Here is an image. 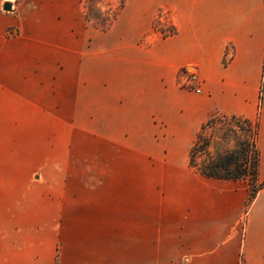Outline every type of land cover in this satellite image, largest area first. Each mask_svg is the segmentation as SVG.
<instances>
[{"label":"crops","instance_id":"1","mask_svg":"<svg viewBox=\"0 0 264 264\" xmlns=\"http://www.w3.org/2000/svg\"><path fill=\"white\" fill-rule=\"evenodd\" d=\"M80 2L0 0V264H264V187L249 201L246 180L189 164L211 114L258 117L264 181V0H124L103 32L118 49L99 97L92 83L89 161L71 163L80 72L19 65L16 48L73 30Z\"/></svg>","mask_w":264,"mask_h":264},{"label":"rangeland","instance_id":"2","mask_svg":"<svg viewBox=\"0 0 264 264\" xmlns=\"http://www.w3.org/2000/svg\"><path fill=\"white\" fill-rule=\"evenodd\" d=\"M72 1V0H71ZM124 5V0H96L91 4L88 0H81L79 12L80 23L71 31L48 30L38 32L40 41L47 42L48 46H24L16 48L17 53L27 58H18L19 65H34L36 62L43 66L60 67L67 70L77 69L80 75L75 76V83H79V88L75 91V122L66 124L73 127V139H66L65 146L73 148L70 155L65 156V162L88 163L90 148V115L92 113V83L97 84V96L101 93L99 88L103 83L104 68L111 69L112 56L115 50L104 40L103 32H106L110 24L115 19L116 12ZM76 11V8H75ZM166 11L158 12L154 22L156 30L168 33L171 31ZM73 25H71L72 27ZM19 31L10 27L5 34L8 38L18 37ZM78 56L79 58H73ZM180 75V74H179ZM72 77V76H70ZM78 78V79H77ZM69 82H72L70 80ZM187 89V88H186ZM192 90V89H188ZM195 91V90H194ZM263 85L260 89L259 104L263 102ZM99 101V100H98ZM233 123H227L222 129H207L206 135L212 138L211 152L214 154H226L231 150H238L239 143H245L249 150H254V128L244 127V131H239L236 137L228 130L235 128ZM238 129V128H237ZM229 134V135H226ZM54 143H50V145ZM54 159L56 157L54 156ZM56 161V160H54ZM50 176L56 172L50 171Z\"/></svg>","mask_w":264,"mask_h":264},{"label":"trees","instance_id":"3","mask_svg":"<svg viewBox=\"0 0 264 264\" xmlns=\"http://www.w3.org/2000/svg\"><path fill=\"white\" fill-rule=\"evenodd\" d=\"M88 2L95 4L96 0H88ZM119 11L116 12V15ZM227 123L235 125V128L228 129L235 137L238 130L244 131L245 126L254 128L253 151L249 150V146L243 142L242 144L239 143L238 150L228 151L224 155L211 152L213 140L211 136L206 135L207 129H222ZM258 130V117L255 120H249L236 115L211 114L198 132L195 143L190 150V166L208 178L246 180L249 185V201H252L257 192L264 187V181L260 182L258 179L260 163V154L257 147Z\"/></svg>","mask_w":264,"mask_h":264},{"label":"built area","instance_id":"4","mask_svg":"<svg viewBox=\"0 0 264 264\" xmlns=\"http://www.w3.org/2000/svg\"><path fill=\"white\" fill-rule=\"evenodd\" d=\"M171 31H168L170 33ZM181 85L184 88L199 92V75L196 68L185 67L180 71Z\"/></svg>","mask_w":264,"mask_h":264},{"label":"water","instance_id":"5","mask_svg":"<svg viewBox=\"0 0 264 264\" xmlns=\"http://www.w3.org/2000/svg\"><path fill=\"white\" fill-rule=\"evenodd\" d=\"M4 10H6V11H10L11 10V5L10 4H5L4 5Z\"/></svg>","mask_w":264,"mask_h":264}]
</instances>
